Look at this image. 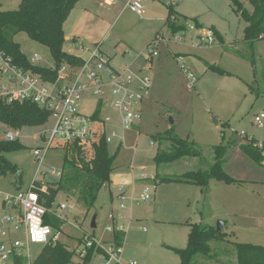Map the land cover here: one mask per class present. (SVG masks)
Masks as SVG:
<instances>
[{"label":"rangeland","instance_id":"1","mask_svg":"<svg viewBox=\"0 0 264 264\" xmlns=\"http://www.w3.org/2000/svg\"><path fill=\"white\" fill-rule=\"evenodd\" d=\"M239 1L249 12L253 11L249 0ZM21 2L0 0V11H16ZM126 2L116 0L110 7L105 0H81L64 26L68 39L65 52L88 57V52L78 50L82 43L91 50L102 44L105 57L112 59L110 66L119 72H123L122 68L128 64L129 59L124 57L126 52L131 58L133 54L143 58L147 46L155 44L157 35L167 38L166 43L157 46L159 58L154 59L149 97L135 106L141 119L124 132L126 141L123 145L117 139L108 144L110 155L118 152L114 167L115 171L122 173L119 180L124 184L114 180L110 187L104 186L91 208L78 203V192L61 191L54 209L57 211L61 204L68 207L64 211L66 222L59 233L53 230L49 244L58 242L74 252L87 242V237L105 245L112 243L114 236L108 230L112 225L109 216L115 213L126 215L125 219H120V224L128 229L125 232L124 260L138 264H180V257L173 249L186 248L192 224L216 228L222 221L227 223V233L233 241L264 247L262 201L261 205L255 203V209L254 203H247L245 207L239 206V210L225 199V183L212 181L205 190L194 185L155 181L157 175L179 177L191 171L208 170L215 162V148L221 145L227 146L228 169L237 176L251 175L246 165L254 163L240 151V147L247 143L246 139H264V121L262 127L255 123L256 116L264 114V39L253 43L244 40L247 24L235 13L229 0H173L174 9L180 16L197 18L201 23L200 28H187L176 34L166 26L169 8L163 2L143 0L145 12L142 17L127 8ZM185 23L182 18L178 19L179 25ZM211 29L217 30L223 40L216 37L211 45L201 43L199 37L204 38L203 33ZM175 35H180L184 43L178 44ZM75 37L80 38L78 43L70 41ZM15 41L28 60L38 54L42 57L38 66H54L49 50L31 41L26 34H19ZM197 44L199 47H195ZM178 54L183 55L186 68L198 78L192 92L187 89L186 75L176 61L175 55ZM129 67L136 72V67ZM209 67H218L226 73L221 74ZM105 98L101 118L112 117L114 120L107 126V134L114 130L121 134L123 129L116 123L117 113L110 108L109 88ZM96 106L97 100L86 95L80 110L91 115ZM171 121L175 124L172 125ZM2 125L0 134L6 131ZM52 127L53 122L49 120L43 126L22 129L20 143L24 148L7 153L6 158L21 170L23 184L17 188L14 176L0 175V193L27 191L36 179L47 187L57 186V176L43 178V175H37L39 164L33 156L35 149L44 147L41 136H49ZM170 129L179 138L194 142L202 158H186L157 169L154 163L156 153L169 151L172 145L168 142L159 145L155 138ZM64 157V150L52 148L41 171L54 169L61 173ZM243 164L245 169L239 170ZM121 186L125 187L127 195L135 192L136 200L127 201L126 211H118L117 196ZM144 190L153 193L152 200H142ZM95 217L97 227L93 230L91 225ZM212 246L217 258L206 264L236 263L234 253H224L225 249H230V244L212 243ZM39 252V248L33 247L34 255ZM101 260L96 258L94 263ZM80 262L74 258V263Z\"/></svg>","mask_w":264,"mask_h":264},{"label":"trees","instance_id":"2","mask_svg":"<svg viewBox=\"0 0 264 264\" xmlns=\"http://www.w3.org/2000/svg\"><path fill=\"white\" fill-rule=\"evenodd\" d=\"M79 1L81 0H22L18 10L0 11V52H4L10 57L15 65L41 75L48 82L56 81L57 71L63 64L74 68L81 67L84 63L83 59L68 54L64 50L67 43L64 26ZM229 1L234 6L235 13L247 24L244 29V40L253 43L264 39V0H249L253 7L252 12L245 9L239 0ZM179 18L186 22H194L197 28L201 27L197 18L189 19L180 16L174 8H169L166 26L172 30L173 34L187 30L185 25L178 24ZM211 30L219 40H223L217 30ZM19 34H26L31 41L46 47L54 61V68L30 64L28 58L23 54L20 44L15 41ZM209 69L221 74L226 73L218 67H209ZM99 114L100 108L95 117L98 118ZM49 117L50 114L46 110L30 102L11 105L0 103V124L9 129L22 130L26 127H40L48 122ZM155 141L159 145L165 142L172 145L169 151L159 150L156 153L154 163L157 169L186 158H202V154L194 142L179 138L172 129L159 134ZM246 141L247 143L240 147V151L257 165L264 166V152L260 148L259 142L254 138L246 139ZM262 144L264 145V143ZM23 148L20 141L0 140V175L14 176L16 181L17 174L21 170L6 158V154ZM56 148L65 152L61 177L57 186H48L46 192H42L41 185L35 183L33 189L39 194L42 205L48 211L45 225L59 233L64 221L50 212L58 194L63 190L78 192V203L89 208L93 207L102 188L111 182L118 152L110 155L108 144L103 139L90 145L61 144ZM226 164L227 146L221 145L215 148V162L208 170L191 171L179 177L157 175L155 181L194 185L205 190L212 181L227 185H241L243 182L232 178L226 172ZM22 180L23 175L21 186ZM113 241L116 246H122L125 241V233L115 232ZM212 243L230 244V249H225L224 253L230 252L232 255L234 253L235 264H264V247L233 241L227 232L218 233L216 228L211 226L190 225L186 248L173 249V251L180 257V264H206V262L217 258ZM95 253L96 249L93 246L89 249L88 255L78 264H96L94 263ZM97 253L100 254L102 251L99 249ZM75 257V252L70 251L64 244L48 243L34 264H76L74 263Z\"/></svg>","mask_w":264,"mask_h":264},{"label":"built area","instance_id":"3","mask_svg":"<svg viewBox=\"0 0 264 264\" xmlns=\"http://www.w3.org/2000/svg\"><path fill=\"white\" fill-rule=\"evenodd\" d=\"M108 6L115 4L116 0H105ZM161 1L168 8H174L173 0H157ZM126 7L132 12L142 17L145 12L143 0H127ZM187 28L193 30L195 24L185 23ZM182 33V32H181ZM203 37H199L201 43L211 45L215 42L216 36L212 30L206 31ZM178 44L184 43V39L180 35L174 36ZM165 35H158L154 45L146 48L142 54L147 62H152L159 58L157 46L160 43H166ZM199 47V44L195 45ZM42 57L35 54L30 60V64L37 65ZM176 61L180 64L187 79V89L193 91L196 88L197 76L190 72L185 64L184 58L179 56ZM54 68V66L52 67ZM143 73L133 72L130 67L123 72L113 70L110 61L105 57L100 46L90 51V55L84 60L79 68L71 67L63 64L57 71V79L55 82H48L44 78L31 71L15 65L10 57L4 52H0V103L8 105L25 102L36 104L41 109L46 110L49 114V120L53 122V127L49 131V136L44 134V147L37 148L33 151V156L39 164L37 175H43V178L52 176L60 179L61 173L50 169L42 172L45 168V160L52 148H56L61 144H94L99 139H103L107 144L114 140H120L121 145L126 141L125 131L134 127L141 116L136 112L135 106L141 105L150 94L152 81V73L150 68H142ZM109 88L111 91V110L115 111L118 116V122L123 129V133L119 134L115 130L109 135L107 134V126L112 125L114 120L112 117L98 118L95 117L96 112L104 105L105 92ZM89 95L92 99L97 100V106L94 113L87 115L80 110L83 105L84 96ZM48 120V121H49ZM264 114L257 115L255 123L263 126ZM5 132L1 133V140L6 142L20 141L22 130H13L5 125ZM46 136V137H45ZM102 137V138H101ZM260 148L264 152V145L259 143ZM143 179H146L143 177ZM41 185V191L46 192L47 186L36 179L31 189L27 191L19 190L16 194L0 193V264H34L42 249L48 245L52 237V228L45 225V217L48 213L47 209L42 205L39 194L33 189L34 184ZM118 211H126L127 201L134 202L135 192L132 191L127 195L125 187L118 189ZM155 192V187L153 188ZM35 196V199H33ZM153 193L144 190L142 200L144 202L152 200ZM68 207L65 204L58 206L57 211L54 207L50 211L60 220L66 222V211ZM38 218L40 223L37 230L47 227L49 231L42 233L43 239H35L33 237V218ZM112 221L111 227L108 229L114 236L115 232L125 233L124 225L120 224L121 218L126 215L112 214L109 216ZM131 220H129V225ZM145 231V230H144ZM87 242L75 249L76 257L83 260L89 252V249L95 246V259L101 258L97 264H138L136 261L124 260V244L116 246L114 241L107 245L98 243L95 238L87 237ZM33 247L39 248L40 252L33 254ZM99 249L102 253H97Z\"/></svg>","mask_w":264,"mask_h":264},{"label":"crops","instance_id":"4","mask_svg":"<svg viewBox=\"0 0 264 264\" xmlns=\"http://www.w3.org/2000/svg\"><path fill=\"white\" fill-rule=\"evenodd\" d=\"M176 13L179 14L178 12H176ZM69 19H70V17H69ZM66 40L68 41V39H66ZM70 41H73L74 43H78L80 41V38L75 37L73 40H70ZM81 45H82V48L78 49L79 52L80 51H85V53L88 52V54H90L91 49H88L84 43H82ZM97 46H100L102 48V44H99ZM74 56L83 59V61L89 57V56L88 57H84V56H81V55H74ZM179 56L183 57L182 54L175 55L176 58L179 57ZM124 57L129 59V61H128V64L126 65V67L122 68V69L125 70L129 66H134V67L137 68L136 72L143 73L142 68H147V69L150 68L151 69V73H152V68L155 65V60H153L152 62L149 63V62L145 61L144 58H141L139 54H133V56L131 58V55L128 52L125 53ZM108 59L111 62L112 59L111 58H108ZM112 69L116 70L113 67H112ZM258 142L262 144V143H264V139H261V141H258ZM246 157H248V156H246ZM253 163L254 164H252V166L246 165V169H248V173L251 174L250 176H248V177L244 176V175L237 176V175H235V173L233 174L228 169L229 160H228V157H227L226 172L232 178H234L236 180H239V181H241L243 183L241 185H227L226 189H225V199L226 200H230V202H228V203L234 205V207L238 208L239 210H240L239 206L245 207L247 205V203L248 204L254 203V209H255L256 208L255 203L256 204L258 203V204L261 205V201H262V207L264 208V166L257 165L255 162H253ZM244 169H245V165L244 164L241 165V167H239V170H244ZM121 175H122V173H120V171L116 170L112 174L111 182H110V184H108V186L110 187L114 183V180L117 183L124 184V182L119 180L121 178ZM111 199H112L111 203L114 202L113 196H111ZM263 208H261V209H263ZM227 231H228V226H227V223H226V232ZM124 253H125V251H124Z\"/></svg>","mask_w":264,"mask_h":264},{"label":"water","instance_id":"5","mask_svg":"<svg viewBox=\"0 0 264 264\" xmlns=\"http://www.w3.org/2000/svg\"><path fill=\"white\" fill-rule=\"evenodd\" d=\"M171 124L172 125H174L175 124V122L174 121H171ZM22 173L21 172H19L18 174H17V177H16V181H15V186L17 187V188H20V186H21V179H22ZM96 217L93 219V222H92V225H91V228L94 230V229H96V227H97V225H96ZM216 231L218 232V233H225L226 232V223L225 222H222V221H219L218 223H217V225H216Z\"/></svg>","mask_w":264,"mask_h":264},{"label":"clouds","instance_id":"6","mask_svg":"<svg viewBox=\"0 0 264 264\" xmlns=\"http://www.w3.org/2000/svg\"><path fill=\"white\" fill-rule=\"evenodd\" d=\"M33 199H35V196H33ZM35 223L33 224V237L35 239H43L44 237L42 236V233H47L49 231V229L47 227L40 229L39 231L37 230V226L40 223L38 218H33Z\"/></svg>","mask_w":264,"mask_h":264}]
</instances>
